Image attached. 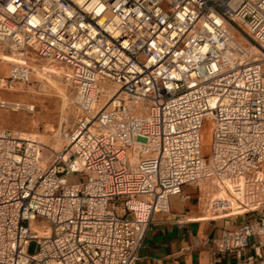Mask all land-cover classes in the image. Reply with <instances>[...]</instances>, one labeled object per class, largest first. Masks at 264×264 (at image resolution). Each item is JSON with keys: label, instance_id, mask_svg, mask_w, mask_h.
<instances>
[{"label": "built area", "instance_id": "built-area-1", "mask_svg": "<svg viewBox=\"0 0 264 264\" xmlns=\"http://www.w3.org/2000/svg\"><path fill=\"white\" fill-rule=\"evenodd\" d=\"M0 44L20 60L2 86L34 52L70 69L80 111L52 159L0 127V264H135L186 187L250 215L218 249L264 264V0H0Z\"/></svg>", "mask_w": 264, "mask_h": 264}, {"label": "rangeland", "instance_id": "rangeland-1", "mask_svg": "<svg viewBox=\"0 0 264 264\" xmlns=\"http://www.w3.org/2000/svg\"><path fill=\"white\" fill-rule=\"evenodd\" d=\"M26 61L33 68L30 80L8 82L6 86H2L1 79L8 78L12 64L20 60L7 46L0 44V100L31 105L34 108L32 111L26 107L0 105V127L12 134L30 137L40 142L45 156L52 159L56 151L62 150L68 144L69 135L80 117L76 105V90L71 82V71L67 66L43 58L34 52ZM211 142L212 122L207 119L203 126L206 155L210 152ZM78 177L79 175L74 179ZM194 191H196L194 195L197 196L199 191L195 188ZM205 192L210 193L209 196H216L219 193L213 186L204 187L202 195ZM220 195L222 196V193ZM46 224L43 220L36 222L38 226ZM37 251L38 245L33 241L29 253L35 254Z\"/></svg>", "mask_w": 264, "mask_h": 264}, {"label": "crops", "instance_id": "crops-1", "mask_svg": "<svg viewBox=\"0 0 264 264\" xmlns=\"http://www.w3.org/2000/svg\"><path fill=\"white\" fill-rule=\"evenodd\" d=\"M195 192L186 187L183 196L171 198L170 212L154 215L135 264H237L239 259L256 254L253 248L240 255L219 251L218 240L223 234L238 228L250 215L214 216ZM242 209L234 203V210ZM261 252L264 254V249Z\"/></svg>", "mask_w": 264, "mask_h": 264}, {"label": "bare ground", "instance_id": "bare-ground-1", "mask_svg": "<svg viewBox=\"0 0 264 264\" xmlns=\"http://www.w3.org/2000/svg\"><path fill=\"white\" fill-rule=\"evenodd\" d=\"M0 105L1 106H6V105H10L12 107H15V108H21V107H26V109L28 110H32L33 111V107L31 105H24V104H21V103H10V102H6V101H3V100H0ZM101 107V106H99ZM147 108L145 107V105L141 102H138L135 104L134 106V110H136L137 113H139V115H143L142 112H144ZM210 193L208 192H205L204 196H209Z\"/></svg>", "mask_w": 264, "mask_h": 264}]
</instances>
